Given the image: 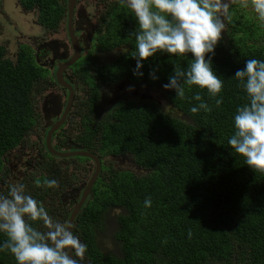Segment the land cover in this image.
I'll use <instances>...</instances> for the list:
<instances>
[{
	"label": "trees",
	"instance_id": "16d2710c",
	"mask_svg": "<svg viewBox=\"0 0 264 264\" xmlns=\"http://www.w3.org/2000/svg\"><path fill=\"white\" fill-rule=\"evenodd\" d=\"M18 3L37 10L44 26L54 27L60 20L55 0ZM236 4L235 0L229 3L231 16L224 20L212 58L214 71L224 79L219 107L195 86L186 87L184 98L162 87L172 72L167 54L145 61L143 76L133 75L135 43L128 36L135 21L122 8H117V19H111L96 38L95 51L102 53L126 45L112 63L97 69L107 86L125 80L161 87L181 118L149 99L109 101L98 78L86 70L80 73L77 88L87 90L91 85L80 139L93 142L100 155L126 154L144 171L135 175L109 170V180L95 184L92 198L72 226L87 245L82 264H264V175L252 172L227 144L233 114L246 102L243 89L232 77L246 59L264 60V24L254 23L250 10L238 13ZM20 49L14 62L0 47V168L1 157L30 128V88L40 74L31 54ZM176 63L186 67L188 60ZM150 72L158 78L150 79ZM197 91L209 110L193 114L189 108L198 103L191 99ZM148 196L152 204L146 209L143 201ZM110 208L121 209L115 228L109 231L116 253L105 250L99 238L106 230L103 214ZM4 239L0 234V243ZM0 264L16 261L4 250Z\"/></svg>",
	"mask_w": 264,
	"mask_h": 264
},
{
	"label": "clouds",
	"instance_id": "9594fccd",
	"mask_svg": "<svg viewBox=\"0 0 264 264\" xmlns=\"http://www.w3.org/2000/svg\"><path fill=\"white\" fill-rule=\"evenodd\" d=\"M237 2L243 9L251 8L258 22L264 24V0ZM122 3L135 21L128 36L135 43L133 75L143 76L145 61L157 54H167L172 72L162 87L173 91L175 97L184 98L186 87L195 86L219 107L223 103L224 79L214 71L212 58L225 29L224 20L231 16L229 4L223 0H122ZM185 59L186 67L176 63ZM149 76L152 80L158 78L152 72ZM232 78L243 89L246 102L237 106L233 114V132L227 144L252 172L264 175V60L246 59L244 67ZM191 99L198 102L189 108L191 113L209 110L200 91ZM44 186L55 190L59 181L49 178ZM151 204V197H146L144 208ZM0 234L5 237L0 251L7 250L16 264H82L87 251L79 236L26 191L24 183L15 179L0 187Z\"/></svg>",
	"mask_w": 264,
	"mask_h": 264
},
{
	"label": "flooded vegetation",
	"instance_id": "af4514ba",
	"mask_svg": "<svg viewBox=\"0 0 264 264\" xmlns=\"http://www.w3.org/2000/svg\"><path fill=\"white\" fill-rule=\"evenodd\" d=\"M55 7L58 9L60 20L54 27L44 26L39 21L36 23L33 14L30 18L32 24L37 26L34 27L35 31L32 32V28L26 25L20 26L19 34L35 38L42 35L41 41L43 42L34 48L22 42L13 53L14 58H9L15 62L20 48H25V51L31 54L34 63L40 68V74L32 82L30 88L33 108L30 128L17 145L6 151L1 157L0 187L9 179L21 181L24 183L26 191L39 200L51 215L63 222H65L64 217L67 216L65 223L68 225L72 211L83 198L89 181L95 174L94 182L87 191L83 204L71 221L70 228L72 230L75 218L82 211L87 200L92 198L95 184L108 181L109 170L123 171L113 169L111 161L121 157L120 161L123 163L131 161L135 164L126 154L100 155L95 151L96 147L93 142L80 139L81 131L84 128L80 122L83 121L82 116H85L84 113L89 109L88 95L91 85L87 90L82 89L85 92L77 88V79L80 73L86 70L88 75L98 78L103 95H106L110 89L111 85L107 86L101 80L105 77L97 69L101 65L112 63L119 53L117 54L115 51L117 49L110 50L114 51L116 56L111 61L105 60L104 57H101L105 53L99 50L95 51L96 38L102 32L103 27L112 23L111 17H113L112 20L117 19L114 14L111 15L110 11L115 8L121 9L126 5L122 3V0H55ZM23 9L30 12L35 11V9ZM35 12L39 17L37 10ZM2 19L3 16L0 17V21ZM2 28L7 31L4 26ZM19 34L12 37L11 33L10 35L8 33L9 39L0 44L6 57L8 48L13 45L14 41H18L16 38ZM72 38L77 40L80 48V56L77 59H75L72 47ZM121 47H123V51L126 49V45H121L119 48ZM89 48L94 49L95 56L91 57V51L87 52ZM88 59L90 62H87ZM63 84H69L74 92L73 100L69 106V91ZM135 84L125 80L117 83L115 85V88L118 87L119 90L115 93L117 100L122 98L124 88ZM110 93L107 94L109 101ZM100 114L102 115V113ZM87 119L89 121L90 116H87ZM29 141L31 144L26 153L25 147ZM92 155L97 161L90 157ZM108 156L111 157V161ZM49 178L57 179L59 187L55 190L46 189L44 181ZM120 211L119 208L108 209L103 214L104 225L108 226L110 219L115 225V217ZM113 212L116 213L111 217Z\"/></svg>",
	"mask_w": 264,
	"mask_h": 264
},
{
	"label": "rangeland",
	"instance_id": "374dc122",
	"mask_svg": "<svg viewBox=\"0 0 264 264\" xmlns=\"http://www.w3.org/2000/svg\"><path fill=\"white\" fill-rule=\"evenodd\" d=\"M232 0H223L224 3H230ZM16 2V4H15ZM235 3H237V11L238 13L242 12L244 9L239 7V3L237 2V0H235ZM117 9H113V11H110L111 15H113L115 13ZM122 10H125L128 12L126 7H122ZM247 10H250L252 14H249V16L254 15V19L252 20L254 23H260L258 22V20L255 18V14L254 12L251 10V8H247ZM31 14H33L35 21L37 23L38 21V17L35 11L30 12V11H26L24 10L18 3L17 0H0V17L3 16L2 21H0V44H2L4 41H6L7 39H9V35L11 33L12 37H15L16 34H19L21 31H19L20 26L21 25H26L29 28H32V32L35 31L34 26L32 24V19L30 18V16H32ZM113 19V17H111ZM2 26H4L7 31L2 28ZM41 26V25H40ZM264 29V28H263ZM263 29H259V33L262 35L263 33ZM61 32V30H60ZM42 36V35H41ZM41 36L38 38L35 37H26L25 34H19L18 37L16 38V40L18 41H14L13 45H11L8 48V54L7 57L8 58H14L13 53L16 52V50L18 49V47L20 46V44L22 42H24L25 44L32 46L33 48L35 46H37L39 43H42L43 41H41ZM34 38L37 39V41H34ZM91 51V57L95 56V51L94 49L89 48L87 50ZM117 51V54L123 51V47L115 50ZM116 54L114 51H110L105 53L104 55H102L101 57H104L105 60H113L115 58ZM14 60V59H12ZM132 90L129 91V87H127L126 89L124 88L123 90V96L121 99H123L124 97L126 98H130L133 100H140V99H149L150 101H153L157 104V106L165 111L166 113L170 114L171 116H175V117H180V114H178L175 110H173L171 108L170 103L168 102L166 96H165V90L161 87L158 86H154V87H150L148 85H131ZM118 87L115 88L114 86H111L110 89L106 92V95H104V97L108 100L107 98V94H109L110 97V101H116L117 100V95L115 93H117ZM103 114L99 115V117H102ZM85 124V122L81 121V124ZM30 141L29 144L25 147V151L26 153L29 151V146H30ZM121 157H117L115 160L111 161V157L108 156L109 161H111V165L113 169H119V170H123V171H129L135 175H141L144 174V171L139 168L138 166H136L135 164H133L131 161H127L126 163H123L122 161H120ZM108 161V160H107ZM116 212L111 213V217H113V215ZM115 228V225L113 224L112 219H110L108 221V226H106V230L103 234L99 235V238L101 239L100 244L105 248V250L112 252V253H116L117 252V248L116 246L112 243V240L110 238V234L109 231L113 230ZM105 236V237H104Z\"/></svg>",
	"mask_w": 264,
	"mask_h": 264
},
{
	"label": "water",
	"instance_id": "95a60500",
	"mask_svg": "<svg viewBox=\"0 0 264 264\" xmlns=\"http://www.w3.org/2000/svg\"><path fill=\"white\" fill-rule=\"evenodd\" d=\"M70 1H74V0H70ZM87 27H89V26H87ZM88 34H89V32H88ZM89 36H90V34H89ZM88 38V37H87ZM88 40V39H87ZM71 42H72V47H73V49H74V52H75V59H77V58H79V56H80V48H79V46H78V42H77V40L76 39H74V38H72L71 39ZM67 89H68V91H69V96H68V106L71 104V102H72V100H73V97H74V92H73V89H72V87L68 84H63ZM51 152H53V153H55L54 151H51ZM86 155V154H85ZM89 156V155H88ZM90 157H92L95 161H97L96 160V158L92 155V156H90ZM95 174L93 175V177H92V179L89 181V184H88V186H87V188H86V192L83 194V198L80 200V202H79V204L75 207V209L72 211V213H71V217H70V219H69V222H68V226L70 227V225H71V221H72V219H73V217L78 213V211H79V208L81 207V205L83 204V202H84V200H85V196H86V194H87V191L89 190V188H90V186L93 184V182H94V179H95Z\"/></svg>",
	"mask_w": 264,
	"mask_h": 264
}]
</instances>
